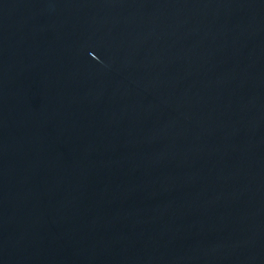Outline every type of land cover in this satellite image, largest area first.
<instances>
[{
  "label": "water",
  "instance_id": "water-1",
  "mask_svg": "<svg viewBox=\"0 0 264 264\" xmlns=\"http://www.w3.org/2000/svg\"><path fill=\"white\" fill-rule=\"evenodd\" d=\"M0 264H264V0H0Z\"/></svg>",
  "mask_w": 264,
  "mask_h": 264
}]
</instances>
